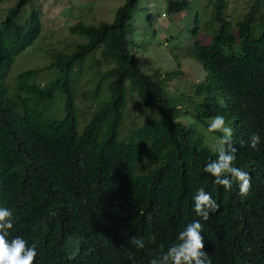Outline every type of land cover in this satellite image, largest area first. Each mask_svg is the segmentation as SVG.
<instances>
[{
  "label": "trees",
  "instance_id": "1",
  "mask_svg": "<svg viewBox=\"0 0 264 264\" xmlns=\"http://www.w3.org/2000/svg\"><path fill=\"white\" fill-rule=\"evenodd\" d=\"M27 1L16 0L0 18V206L13 211L9 239L21 236L35 245L34 264H150L161 245L166 251L187 224L199 220L212 264H264L263 0H252L233 23L225 16L227 0H212L208 22L216 26L207 44L197 39L194 17L189 54L204 75L190 86L189 107L184 92L165 89L181 74L178 67L151 79L128 49L127 26L141 10L138 0H122L110 21L71 24L68 31L85 40L69 53L56 51L47 66L18 72L8 96V67L41 32L38 6L29 7L23 23L15 21ZM188 7L187 0L165 2L169 14ZM98 46L112 64L101 79L108 97L78 132L70 72ZM47 68L56 75L38 85L36 75ZM127 89L155 115L121 137ZM56 92L63 94L61 117L42 108ZM97 94L98 85L91 99ZM216 115L234 130V166L251 176L246 195L235 179L228 191L203 171L217 158L213 144L221 134L205 136L200 125L208 128L206 120ZM253 133L261 137L256 150L249 146ZM201 187L220 205L208 221L194 211ZM152 235L156 243L144 249L129 243L133 236L147 241Z\"/></svg>",
  "mask_w": 264,
  "mask_h": 264
},
{
  "label": "rangeland",
  "instance_id": "2",
  "mask_svg": "<svg viewBox=\"0 0 264 264\" xmlns=\"http://www.w3.org/2000/svg\"><path fill=\"white\" fill-rule=\"evenodd\" d=\"M189 7L185 11L167 13L166 0H138L141 10L134 13L127 26L128 49L137 58L141 70L147 75L160 71L180 69L178 74L168 80L165 89L169 94L179 95L185 93L183 105L190 106L194 101L187 98L191 91V84L200 82L204 72L198 62L192 59L189 49L192 43L190 35L194 26V17L197 16L199 29L197 39L207 44L210 41L211 29L208 20L211 14L212 0H187ZM252 0H227L225 16L233 23L247 10ZM16 0H3L0 4V18L7 7ZM122 0H32L27 1L19 11L15 21L23 23L31 5L41 10V32L39 36L12 60L6 71L4 85L8 96L14 94L15 76L25 69L41 68L47 66L53 59L56 51L69 53L75 44L85 38L81 35L71 34L68 27L76 21L87 24H97L99 21H110L114 11ZM264 3V0H263ZM264 23V4L260 10ZM151 14V19L147 18ZM257 22V20H256ZM102 46L89 52L81 64H76L70 78L76 106V129L81 131L83 124L89 119L92 110L108 97L107 82L102 79V73L111 67V63L102 59ZM56 71L47 68L39 72L34 82L43 85L54 78ZM101 76V77H100ZM98 85V94L91 99V93ZM63 94L56 92L54 98L47 104H42L46 113L61 117ZM154 110L143 107L135 94L127 89L126 100L123 107L119 135L124 136L127 130L140 126L149 116H154ZM211 122V119L206 120ZM200 130L208 136V128L200 125ZM246 171V169H243Z\"/></svg>",
  "mask_w": 264,
  "mask_h": 264
},
{
  "label": "clouds",
  "instance_id": "3",
  "mask_svg": "<svg viewBox=\"0 0 264 264\" xmlns=\"http://www.w3.org/2000/svg\"><path fill=\"white\" fill-rule=\"evenodd\" d=\"M209 132L220 133L214 138L213 150L217 154L215 160H210L203 168L205 173L214 177V183L223 186L225 190L233 189V179L239 184V192L246 195L251 189L250 173L240 167L234 166L237 148L233 145L234 130L226 124L223 115H216L208 126ZM261 143L258 133L250 137L249 146L256 150ZM219 203L212 198L211 193L203 187L199 188L194 196V211L204 221L217 212ZM13 211L0 206V264H34L37 251L36 246H28V242L21 236L9 239L14 228ZM203 225L199 220L193 221L179 233L177 242L171 244L167 250L160 246V254L150 260V264H212L204 251ZM135 249H144L146 244H155L156 236L152 235L146 241L144 238L131 237L129 240ZM128 255L131 258L132 252Z\"/></svg>",
  "mask_w": 264,
  "mask_h": 264
}]
</instances>
